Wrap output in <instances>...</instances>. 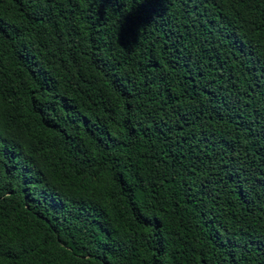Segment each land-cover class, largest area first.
<instances>
[{
	"label": "trees",
	"instance_id": "obj_1",
	"mask_svg": "<svg viewBox=\"0 0 264 264\" xmlns=\"http://www.w3.org/2000/svg\"><path fill=\"white\" fill-rule=\"evenodd\" d=\"M0 264H264V0H0Z\"/></svg>",
	"mask_w": 264,
	"mask_h": 264
}]
</instances>
